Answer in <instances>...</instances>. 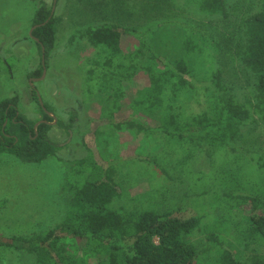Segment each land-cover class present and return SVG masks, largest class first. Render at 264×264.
<instances>
[{
	"label": "rangeland",
	"instance_id": "374dc122",
	"mask_svg": "<svg viewBox=\"0 0 264 264\" xmlns=\"http://www.w3.org/2000/svg\"><path fill=\"white\" fill-rule=\"evenodd\" d=\"M39 3L0 0V100L18 94V110L29 119H39L42 106L32 96L34 88L56 118L48 135L60 149L55 157L38 164L0 154V202H4L0 205V235L29 236L59 224L71 184L94 173L99 161L115 167L122 196L111 207L120 213L180 207L186 214L203 215L200 235L225 237L229 223L222 218L215 194L226 188L221 177L226 176L229 150H264V119L252 110V118L239 124V135L214 150L212 163L202 154L184 164L181 159L186 149L178 139L159 131L146 134L115 125L131 117L158 124L156 115L133 103L144 96L145 66L160 67L150 52L172 65L182 57L184 38L198 28L212 34L217 48L214 44L203 47L208 56L194 63V77L203 80L209 70L219 68L222 83L240 101L254 104L253 79L236 49L242 19L255 12L262 0H227V19L200 12L193 0H56L52 7L55 44L44 78L31 84L28 73L41 63L37 43L29 36ZM103 23L143 34L148 48L128 36L122 53L112 54L77 33ZM83 158V163L75 165ZM255 166L254 161L244 160L242 174L250 184L258 178ZM255 249L260 253L264 244H251L246 253L251 255ZM25 257L17 251L0 250V264H21Z\"/></svg>",
	"mask_w": 264,
	"mask_h": 264
},
{
	"label": "trees",
	"instance_id": "16d2710c",
	"mask_svg": "<svg viewBox=\"0 0 264 264\" xmlns=\"http://www.w3.org/2000/svg\"><path fill=\"white\" fill-rule=\"evenodd\" d=\"M193 1L204 14L229 17L227 0ZM53 5L54 2L40 0L32 17L35 27L30 37L37 39L40 56L41 47L45 49V67L55 44ZM77 33L94 47L108 48L112 54L122 53L128 36L134 37L140 47L148 48L143 34L132 28L103 23ZM211 36L210 32L193 29L182 42V57L172 65L151 51L150 56L160 67L145 66L148 83L144 96L133 103L134 107L143 105L144 112L156 115L159 122L154 125L131 117L115 127L146 134L159 131L183 143L184 164L202 154L212 163L214 150L239 135V124L252 118V110L264 119V0L255 12L242 19L236 49L240 63L253 79L254 104L240 101L233 89L222 83L219 68L209 70L204 81L194 77V63L208 56L203 47L214 44ZM214 47L217 48L215 44ZM195 53L197 56H193ZM42 70L40 63L28 78H39ZM31 93L37 100V91L32 89ZM18 102V94L0 100V154L25 164L55 157L60 145L48 135L53 118L46 112L52 110L45 104V111L40 108L41 118L29 119L18 110ZM247 159L254 161L258 171L254 184L242 174ZM94 167V173L71 184L59 224L29 236L0 235V250L26 256L21 264H264V250L246 253L251 244H264V150H229L226 176L221 177L226 188L215 194L220 199L217 207L223 209L222 218L229 223L225 225L229 232L225 237L215 233L200 235L203 215L186 214L180 207H144L120 213L111 207L113 200L122 196L114 165L98 161Z\"/></svg>",
	"mask_w": 264,
	"mask_h": 264
},
{
	"label": "water",
	"instance_id": "95a60500",
	"mask_svg": "<svg viewBox=\"0 0 264 264\" xmlns=\"http://www.w3.org/2000/svg\"><path fill=\"white\" fill-rule=\"evenodd\" d=\"M56 0H54V2H55ZM52 12H53V8H52ZM35 27V26H34ZM34 27H31V30H30V32H29V36L31 35V32H32V30L34 29ZM36 42H37V39H35V38H33ZM41 63H42V66H43V70H42V74H41V76L39 77V78H31L30 79V83L32 84V82L33 81H35V80H42L43 78H44V76H45V71H46V67H45V49L43 48V47H41ZM37 100H38V102L40 103V105L42 106V108H45L44 107V104H43V102H42V99H41V97L39 96V94L37 93ZM48 113V115L49 116H51L52 118H53V121L52 122H50L51 124H53V123H56V118L55 117H53V115H52V112H47ZM40 123V122H39ZM38 124V123H37Z\"/></svg>",
	"mask_w": 264,
	"mask_h": 264
},
{
	"label": "flooded vegetation",
	"instance_id": "af4514ba",
	"mask_svg": "<svg viewBox=\"0 0 264 264\" xmlns=\"http://www.w3.org/2000/svg\"><path fill=\"white\" fill-rule=\"evenodd\" d=\"M34 89V88H33Z\"/></svg>",
	"mask_w": 264,
	"mask_h": 264
}]
</instances>
